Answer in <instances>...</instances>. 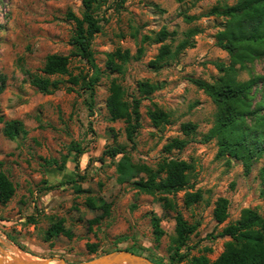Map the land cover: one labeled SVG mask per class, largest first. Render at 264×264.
Listing matches in <instances>:
<instances>
[{
	"label": "rangeland",
	"instance_id": "rangeland-1",
	"mask_svg": "<svg viewBox=\"0 0 264 264\" xmlns=\"http://www.w3.org/2000/svg\"><path fill=\"white\" fill-rule=\"evenodd\" d=\"M96 0L94 14L101 31L91 40L95 68L73 55L70 38L74 23L72 12L81 16L82 0H0V110L6 119L21 120L27 133L7 138L0 124V171L15 187L14 195L0 204V250L21 253L34 258L85 260L114 249L129 248L150 256L162 264H172L170 254L175 235V211L195 230L189 235L180 254L188 256L173 264H190L192 256L206 253L215 259L228 237L218 235L221 229L236 221L244 208H252L264 217V194L261 193L259 169L264 156L254 162L248 173L241 161L228 156L217 157L216 139L202 143V137L213 125L216 106L190 79L213 82L221 73L215 63L230 62L226 51L216 44L215 34L222 29V17L207 16L217 4L236 0ZM183 14L195 16L186 21ZM165 27L174 32L164 43L173 50L190 28L198 29L194 45L175 58L164 61L157 69L151 61L162 43L140 42L142 35H155ZM123 73L106 69L107 53L128 49L134 56ZM69 56V73L78 78L74 84L69 75H53L59 87L51 94L39 92L29 82L32 74H41L49 54ZM238 69L237 79L264 76V57ZM98 69V70H96ZM98 75L94 84L91 110L81 89L83 78ZM112 79L126 91V98L143 97L138 82L149 80L158 88L142 98L140 127L133 142L126 136L123 120L111 121L106 108ZM72 89V90H69ZM260 98L257 92L253 102ZM160 109L169 120L156 126L149 111ZM197 124L195 132L184 135L183 123ZM188 140L181 150L167 152L164 145L172 138ZM72 143L83 148L77 161ZM110 147H123L133 163L156 169L164 159L185 160L192 168L189 184L175 193L139 192L132 181H117L116 165L122 154L103 155ZM56 160L57 165L49 163ZM200 190L202 199L186 205V192ZM167 196L174 209L163 208L159 197ZM229 201L228 218L219 224L213 217L215 201ZM91 198L95 203L91 206ZM109 203L105 214L101 201ZM160 219L163 234L156 239L152 217ZM61 222L67 234L46 239V231ZM210 251H204V249ZM96 249L95 253H91ZM178 255L174 259L178 261Z\"/></svg>",
	"mask_w": 264,
	"mask_h": 264
},
{
	"label": "trees",
	"instance_id": "trees-1",
	"mask_svg": "<svg viewBox=\"0 0 264 264\" xmlns=\"http://www.w3.org/2000/svg\"><path fill=\"white\" fill-rule=\"evenodd\" d=\"M125 1L117 0L116 4L121 5ZM82 2L84 9L80 17L72 12L68 13L69 19L74 23L70 44L74 48L73 55L80 56L95 68L91 40L101 31V25L94 14L93 4L96 0H82ZM206 15L224 19L222 29L216 32L215 37L217 46L227 52L230 62L228 65L222 62L215 63L221 75L213 82L200 78L190 79L196 87L204 91L216 106L213 125L202 137L201 142L207 143L216 139L218 145L216 156L226 155L241 161L244 172L248 173L251 165L264 156V76H252L241 81L237 79L238 69L236 65L243 69L255 59L264 57V0H236L233 4H217L211 7ZM183 17L186 21L196 18L186 14H183ZM198 32L196 28L185 31L184 38L177 43L173 50L164 41L175 33L169 32L165 27L153 36L142 35L140 42L162 43L158 54L150 63L157 69L164 61L175 58L187 47H192L194 45L192 37ZM142 52L141 46L138 47L134 56L128 49H116L107 53L105 67L108 71L123 73L124 65L132 58L138 59ZM69 61L68 55L59 53L47 55L41 67V74L30 75V84L43 94H51L58 89L59 81L51 79L53 75L68 74L69 79L77 84L78 78L69 73ZM97 78L98 75L90 79L83 78L81 85V89L88 94L84 101L90 110L94 95L93 86ZM3 82V78L0 77V92L4 87ZM137 88L143 97H132L129 101L122 85L116 79H112L109 85V95L106 99L109 119L111 121L123 120L126 123V136L131 142H133L134 134L140 127L139 106L141 100L153 93L158 85L146 79L139 81ZM69 90L72 89L69 88ZM257 92H260V98L254 103L253 100ZM149 117L156 126L169 120L168 113L160 109L149 111ZM0 124L3 125V134L9 139L27 133L21 120L6 119L1 110ZM196 128L197 124L192 122L183 123L181 126L184 135L192 134ZM187 143V139L174 137L164 145L163 149L167 152L174 149L181 150ZM70 150L75 152L76 161L84 153L83 148L77 143H72ZM102 154L110 157L122 154L116 165L117 181L119 183L132 181V185L139 192L168 194L188 187V172L192 166L185 160L164 159L156 169H152L147 165L133 163L130 157L126 155L123 147H110L103 150ZM49 163L57 165V161L54 159ZM259 177L262 185L261 193L264 194V164L259 169ZM14 192L15 187L12 182L0 171V204H6ZM201 199L200 190L186 192L184 196L186 205L199 202ZM159 200L162 201L163 208L174 209L172 200L168 199L167 196L159 197ZM88 202L91 206L95 205L91 198H88ZM228 205L229 201L225 197H219L215 201L213 217L217 223L221 224L228 218ZM109 206V203L103 200L100 203L105 214H108ZM174 219L175 235L172 237V245L170 246V249H173V253L170 254L172 264L188 256L186 252L182 254L179 252L181 248L186 246L189 235L196 228L195 225L189 224L178 210L175 211ZM151 220L155 237L159 239L163 234L160 219L153 216ZM60 233L67 234V231L64 230L61 222H56L46 231V239ZM218 235L229 239L225 242L223 251L215 259L212 260L206 253H203L192 256L189 263L264 264V217L256 210L249 207L242 209L239 218L225 225ZM124 249L133 251L129 248ZM204 251H210V249L205 248ZM95 252L96 249L91 250V253ZM135 253L143 255L139 252ZM175 255H178V261L174 259ZM146 257L157 264H162L150 256Z\"/></svg>",
	"mask_w": 264,
	"mask_h": 264
},
{
	"label": "water",
	"instance_id": "water-1",
	"mask_svg": "<svg viewBox=\"0 0 264 264\" xmlns=\"http://www.w3.org/2000/svg\"><path fill=\"white\" fill-rule=\"evenodd\" d=\"M0 264H157L144 255L127 249L108 251L85 260L67 261L63 258H34L21 253L0 250Z\"/></svg>",
	"mask_w": 264,
	"mask_h": 264
}]
</instances>
